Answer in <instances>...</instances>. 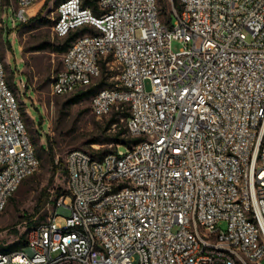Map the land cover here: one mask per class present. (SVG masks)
<instances>
[{
  "label": "built area",
  "instance_id": "1",
  "mask_svg": "<svg viewBox=\"0 0 264 264\" xmlns=\"http://www.w3.org/2000/svg\"><path fill=\"white\" fill-rule=\"evenodd\" d=\"M40 1L0 0V26L7 4L15 25ZM95 2L57 5L55 35L90 30L52 92L109 75L92 111L126 110L130 141L70 150L69 194L0 264H264V0H179L169 20L159 0ZM40 165L0 56V213Z\"/></svg>",
  "mask_w": 264,
  "mask_h": 264
},
{
  "label": "rangeland",
  "instance_id": "2",
  "mask_svg": "<svg viewBox=\"0 0 264 264\" xmlns=\"http://www.w3.org/2000/svg\"><path fill=\"white\" fill-rule=\"evenodd\" d=\"M59 1H40L35 9L39 10L35 14H40L39 20L27 21L23 25L12 23L10 16L13 15V9L7 4L5 27L0 26V56L6 78L18 99L41 159L39 170L23 181L9 200L6 210L0 213V245L18 241L39 221L46 219L55 208L58 190L69 193L66 159L70 150L80 148L99 157L94 152L93 144L100 146V152H107L115 145L113 137L120 128L127 129L123 114L116 125L109 124L112 114L96 116L92 111L91 96L73 102L74 92L53 94L52 80L62 67L64 54L56 49L64 38L58 37L53 31ZM159 3L162 19L169 20L179 0H159ZM182 46L178 40L172 43L174 50ZM106 76L109 75L104 73L96 82ZM22 79L25 85L21 84ZM152 87V81L147 79L146 90L150 91ZM94 139L98 141L92 143ZM121 147L125 149V146ZM68 200L72 202L71 196H68ZM58 222L66 224L67 216L61 214ZM218 225L224 229L227 227L225 222Z\"/></svg>",
  "mask_w": 264,
  "mask_h": 264
},
{
  "label": "trees",
  "instance_id": "3",
  "mask_svg": "<svg viewBox=\"0 0 264 264\" xmlns=\"http://www.w3.org/2000/svg\"><path fill=\"white\" fill-rule=\"evenodd\" d=\"M61 1V0H60ZM59 1V2H60ZM59 2L57 4H59ZM84 3L85 5H89V6H95V0H84ZM39 17H40V14H37L35 16H31L28 21H31V22H35V21H38L39 20ZM44 21H49L51 22L52 20L51 19H45ZM54 22V21H53ZM26 23V22H25ZM24 23H22L23 25ZM90 30L89 27H82L72 33H70L68 36L64 37V41L63 43L59 44L57 46V50L59 52H65L68 47L70 46V44L72 43V41L78 37L79 35H82L86 32H88ZM41 47H45V46H41ZM106 78H103L101 79L100 82H98L97 84L95 85H92L90 87H87V88H84V89H80L76 92H74V96L72 98V101L73 102H78L84 98H87V97H90L92 96V94L96 91V89L98 87H101L102 85H104L106 83ZM124 115L125 117H127L129 114L126 110H123L122 112L121 111H115L113 114H112V118L110 120V123L109 124H112V123H117L119 124L120 122V115ZM127 132V129H122L120 128V130L114 135L113 137V140L115 141V144L117 143H127L130 141V139H128L127 137L123 136L124 133ZM94 141H98L97 139H94L92 140V143H94ZM111 151V150H109ZM107 151V152H109ZM107 152H103V153H107ZM99 154H102V152H99ZM69 194L68 192H65L63 190H58V196L62 195V194ZM28 232V231H27ZM27 232L25 235L21 236L19 238L18 241L16 242H13L11 244H8V245H0V251L1 252H7V251H11V250H15V249H19V248H22L24 247L26 244H27Z\"/></svg>",
  "mask_w": 264,
  "mask_h": 264
},
{
  "label": "crops",
  "instance_id": "4",
  "mask_svg": "<svg viewBox=\"0 0 264 264\" xmlns=\"http://www.w3.org/2000/svg\"><path fill=\"white\" fill-rule=\"evenodd\" d=\"M36 8V7H35Z\"/></svg>",
  "mask_w": 264,
  "mask_h": 264
}]
</instances>
